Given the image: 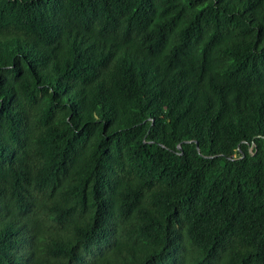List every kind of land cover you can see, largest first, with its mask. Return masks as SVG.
<instances>
[{"label": "trees", "instance_id": "16d2710c", "mask_svg": "<svg viewBox=\"0 0 264 264\" xmlns=\"http://www.w3.org/2000/svg\"><path fill=\"white\" fill-rule=\"evenodd\" d=\"M0 264H264V0H0Z\"/></svg>", "mask_w": 264, "mask_h": 264}, {"label": "water", "instance_id": "95a60500", "mask_svg": "<svg viewBox=\"0 0 264 264\" xmlns=\"http://www.w3.org/2000/svg\"><path fill=\"white\" fill-rule=\"evenodd\" d=\"M181 149V147H179Z\"/></svg>", "mask_w": 264, "mask_h": 264}]
</instances>
